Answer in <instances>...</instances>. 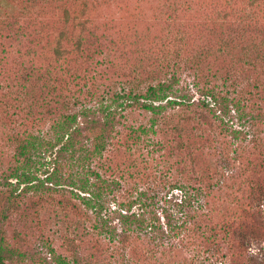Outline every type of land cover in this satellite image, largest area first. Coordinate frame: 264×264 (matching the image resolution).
<instances>
[{
    "label": "trees",
    "instance_id": "trees-1",
    "mask_svg": "<svg viewBox=\"0 0 264 264\" xmlns=\"http://www.w3.org/2000/svg\"><path fill=\"white\" fill-rule=\"evenodd\" d=\"M199 1L176 0L167 5L172 8L168 16L171 27L184 34L190 30L185 25L192 19L186 24L178 21ZM261 1L249 0L250 7ZM225 25L208 35L213 36L210 42L189 34L185 39L177 36L182 53L174 52L177 62L171 66L160 59L166 57L162 51L164 55L159 57L143 54L133 70L123 69L125 62L116 46L119 41L108 35H100L102 51L96 46L97 51H92L89 39L70 43L71 37L59 31L54 37L57 49L53 54L57 59L44 66L38 61L35 38L41 33L33 24L17 27L0 41V127L5 129L0 131V161H13L11 167L0 170V178L7 184L8 179H14L15 190L22 185L21 190L35 191L34 177L25 167L31 157L40 149L43 155L55 149L54 158L61 152L69 153V161L85 169L82 180L77 176L69 186L86 196L75 194L79 201L71 205L75 217H70L72 237L64 240L86 252V264H247L249 242L264 241V213L259 204L252 206L254 199L264 203V155L260 164L243 157V143L264 150V144L257 147L260 138L256 132L264 127V84L248 89L237 80L244 70L223 67L226 59L233 62L237 55L247 52L249 57L243 65L252 70L261 68L254 72L264 75V26L250 10ZM79 28L84 30V23ZM86 32L89 37L91 31ZM93 42L100 45L98 37ZM181 60L187 65L186 77L190 75L192 87L209 103L192 106L178 94L181 89L177 88L176 70L184 71ZM74 61L80 62V70L69 66ZM164 68H171L168 76H155ZM117 80L123 82L116 87ZM143 81L149 83L140 86ZM133 111L141 112L137 117L142 120L147 115L146 123L133 121ZM230 112L240 130L228 125L225 118ZM189 121L193 123L191 136L185 135L183 128ZM44 122V132L31 130ZM212 129H218L221 148L210 154L204 148L212 149L208 134ZM166 131L175 135L167 142L173 149H167L168 145L163 149L156 143L157 149L151 147L150 137L155 133L165 135ZM227 135L234 141L242 137L234 144L225 139ZM228 147L233 159L240 162V169L249 166L260 174L252 186L244 182L242 186L232 173L216 171L217 162L226 165ZM9 148L13 153L8 156ZM171 151L174 159H170ZM161 162L165 164L160 166ZM153 166L183 177L162 183L181 193L172 209L167 210L169 200L164 199L157 212L155 205L160 199L145 197L141 190L133 192L131 188L143 180L142 171ZM190 175L195 178L192 183ZM125 176L132 180L130 190L120 188ZM44 180L50 181V177ZM3 195L10 205L19 197L0 190V197ZM134 206L136 212L132 211ZM222 246L230 248V254L214 258V252L209 251ZM49 251L54 256L53 264L75 263ZM11 255L0 236V264Z\"/></svg>",
    "mask_w": 264,
    "mask_h": 264
},
{
    "label": "rangeland",
    "instance_id": "rangeland-1",
    "mask_svg": "<svg viewBox=\"0 0 264 264\" xmlns=\"http://www.w3.org/2000/svg\"><path fill=\"white\" fill-rule=\"evenodd\" d=\"M174 1L176 0H0V19H2L0 25V41L4 39L3 37L5 35H9L10 32L12 33L17 27L24 28V24H33L34 28H36L35 31L41 33V36L35 38L38 42L37 49H39L38 61L44 66L47 63H53L57 59V56L53 54L55 52L54 50L57 49L54 37L59 31L65 37H71L70 43L89 39L92 51H102L100 35H108V37L113 39L116 38L119 41V44L116 46L119 51L121 50L122 62H125L123 69L130 68V70H133L136 66H139L142 55L146 53L150 54L152 57H159L163 56L166 52V57H160V59L165 60L169 66H171L174 61L177 62L174 54L176 52L179 54L182 53L180 50L181 45L177 42V36H182L185 39L187 34H189L193 38L197 36L198 38L205 37L206 40L210 42L213 40V36H208L210 33L218 28L220 30L224 29L226 27L225 23L228 24V22L236 21V18L249 10L254 11V16L257 17L259 24L264 26V0L255 7H250L249 0H200L197 5L195 3V5L191 6L190 11L185 13L178 21L181 22V24H186L192 19L185 27L192 30L193 33L190 30H183L186 32L185 34L180 33L181 31L178 30L179 32H177L174 27H171L173 23L168 19L172 8L169 9L167 5L169 6V4H172ZM89 20H91V24L89 23V25H91L90 28L86 26V21L90 22ZM82 23H84V30H80L79 28ZM194 23L197 26H195ZM86 30L91 31L89 37ZM262 30H264V27ZM96 37L99 39V46L96 44L93 45V41ZM67 44H69V42ZM65 47H68V45H65ZM162 51H164V53H161ZM183 56L184 58L186 57V55ZM248 57L247 52H242L240 55L236 56V60H233V62L226 59L223 67L225 69H229L230 67L231 70H244L237 80H240L239 82L242 85L246 84L249 89L253 85L264 84V75L260 74L257 76L255 74V72L260 71L261 68L252 70V68L243 65V63L248 60ZM96 59H98L97 56ZM180 62L184 71L180 69L176 70L178 80L177 88L178 90L181 89L178 94L183 95L184 102L192 106H200L202 102L209 103L207 98L196 93L194 87H192L190 83V75L188 78L186 77L189 73L185 71V69H187L186 63H184V60ZM79 63L78 61H74L70 63L69 66L80 70L81 66ZM62 68H64V66H62ZM170 69L171 68H164L161 71L162 73L155 74V76L159 77L163 74L168 76L167 74L171 72ZM117 71L118 69L116 72ZM118 82L123 81L117 80L114 83L116 87L120 86ZM230 82H232V79L228 81V83ZM147 83L149 82L143 81L140 86H145ZM216 83L220 84V81ZM138 112L133 111L134 114L130 116V118H133L132 120L137 123H146L147 115L144 116L145 120H142L137 117ZM229 114L230 117L225 118L229 120L228 125L232 129L240 130L241 128L234 114L232 112ZM181 120L182 119L179 118L178 122ZM176 121L172 122V124L174 125ZM3 124H5V122ZM192 126L193 123L191 121L183 125L185 135L191 136L193 134L191 132ZM46 127L47 122H44L41 125L31 127V130L36 131L40 129L44 132L47 129ZM3 128L4 126H2V128L0 127V131L5 130ZM208 132L212 149L206 146L204 151L210 152V154L214 151L217 153L221 148L218 145V129H212ZM256 132L258 138H260V142L257 145L258 147L264 144V127H258ZM48 137L49 135H46V138ZM174 137L175 135L173 132L168 133L166 131L165 135L155 133L150 137L153 143L151 147L157 149L156 143L164 149L168 145L167 142L170 140L172 141ZM241 137V135L238 136V139L234 141L233 138L227 135L225 139L236 144L240 141ZM76 139L80 142L82 141V144H84L82 138L77 137ZM151 144L148 145V149L151 148L149 147ZM168 146L167 149H173L171 144ZM243 146V157H246L249 162L260 164L264 155V150H261L262 148L260 149L259 147L252 148L253 144L246 145L243 143ZM230 148L231 147H228L226 151H230ZM41 150L42 149H40V151ZM40 151H38V153ZM164 151L161 150V153ZM54 152L55 149L44 155L40 153V155H38L37 153L31 157L32 159L28 162V165L25 166L30 176L34 177L33 186H37L35 191L26 190L25 187L21 190L22 185L18 186L15 190L13 187L15 182L14 179H8L7 184L3 183L6 181L0 178L1 191H12L13 197L19 196L17 199L13 200V203L11 201V205L9 204L10 202L8 203L5 201L4 195L0 197V236L7 245L8 250L12 251L11 257L6 259L3 264H53L54 256L50 254L49 249L53 251L54 255L65 257L67 261L71 262L74 260L77 264H86V252L80 251L78 249L80 246L76 248L71 242L64 240V237H72L69 235L71 229L69 228L70 217H75L71 205L75 204L74 201H79L75 198V194L79 197L86 196L76 189L71 188L69 183L74 181L77 176L82 180V171L85 169L80 170L79 167L75 166V163L73 165L68 159L69 153L61 152L57 158H54ZM158 152H156V155H159ZM171 152L172 157L170 159H174V151ZM7 153L9 156L13 153V150L9 148ZM31 153L33 152L31 151ZM233 158V153L228 152V157L226 161H224L226 165H222V162H217L216 171L224 174L232 173L237 176V181L240 182L242 186H245L243 182L252 186L251 182L259 178L260 174L253 172L249 166H244L243 170L240 169V162ZM168 162L169 161L166 160L167 165ZM0 163V170H4L13 165V161L10 160L8 162L7 158H3ZM153 163L154 162H152V165ZM158 164L161 166L165 163L161 162ZM160 166H155V168L153 166L152 170L149 171L145 168L142 171L143 180L131 187L133 192L136 188L137 190H141V192L145 194H143L145 197H152L155 200L160 199L161 201L155 205V210H157V212L164 199L169 200V203L166 205L168 210L172 209L174 207V202H178L181 198L180 191L171 189L162 183L183 180L182 176L180 177V175L175 173L176 171L170 173V171L160 168ZM46 176L50 177V181L44 180ZM189 177L191 178L190 183L194 182L192 180L195 178L191 175ZM39 181H41L42 184H39ZM131 182L132 180L130 181L128 177L125 176V181L121 184L120 188L122 190H130ZM2 183L3 185L1 186ZM21 191L23 193L18 194ZM133 192L131 190V193ZM216 195L219 197L222 196L220 193H216ZM243 197L246 198L247 194L244 193ZM27 198L31 201H27ZM227 200L229 201V199ZM246 201L251 203L250 200ZM257 204H259L258 208L264 213V203L254 199L252 206ZM135 207L136 206L132 208L134 212L137 211ZM115 223L116 221H113L112 224L115 225ZM209 252H214V258L219 257L221 254L228 256L230 254V248L222 246L221 248L212 249ZM247 254L250 259L247 264H264V241H260L259 243L250 241L247 247ZM212 261H214V259Z\"/></svg>",
    "mask_w": 264,
    "mask_h": 264
}]
</instances>
